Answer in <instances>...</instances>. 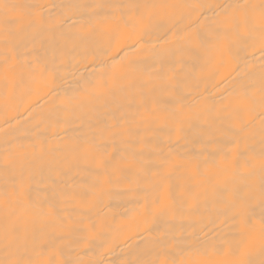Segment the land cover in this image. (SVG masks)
<instances>
[{"label":"bare ground","instance_id":"1","mask_svg":"<svg viewBox=\"0 0 264 264\" xmlns=\"http://www.w3.org/2000/svg\"><path fill=\"white\" fill-rule=\"evenodd\" d=\"M0 264H264V0H0Z\"/></svg>","mask_w":264,"mask_h":264},{"label":"snow or ice","instance_id":"2","mask_svg":"<svg viewBox=\"0 0 264 264\" xmlns=\"http://www.w3.org/2000/svg\"><path fill=\"white\" fill-rule=\"evenodd\" d=\"M5 7H7V6H5Z\"/></svg>","mask_w":264,"mask_h":264}]
</instances>
